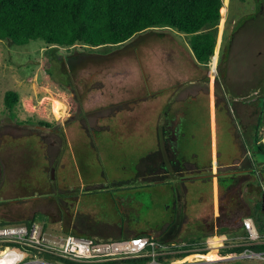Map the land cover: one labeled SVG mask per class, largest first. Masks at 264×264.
<instances>
[{"label": "flooded vegetation", "instance_id": "1", "mask_svg": "<svg viewBox=\"0 0 264 264\" xmlns=\"http://www.w3.org/2000/svg\"><path fill=\"white\" fill-rule=\"evenodd\" d=\"M224 1L221 54L254 36L263 38L264 0H221V3ZM121 84L114 83L104 92L107 94L104 103L88 106L84 97L90 86L79 81L73 90L72 105L65 107L66 111L72 106L71 117L65 123L22 125L27 128V135L35 137L32 141L41 162H37L38 167L27 169L15 186L23 191L52 192L46 197L53 196L70 209L76 206L78 217H86L103 230L114 229L122 238L135 233L157 240L177 221L181 222L180 231L191 221L194 232H201L203 225L210 224L207 218L214 217L213 177L218 184V200L240 183L234 170L217 169L215 173L210 170L208 109L196 110L194 115L182 107L174 111L165 109L157 120L144 127L138 125L133 135L128 134L122 123ZM51 135L58 137L63 146L49 163L46 139ZM145 138L153 140V144H144ZM52 142L54 145L57 141ZM189 211L195 214L193 219ZM202 216L206 217L204 221L200 219ZM153 217L159 221L151 228L149 222L155 221ZM145 221L148 226H144Z\"/></svg>", "mask_w": 264, "mask_h": 264}, {"label": "rangeland", "instance_id": "2", "mask_svg": "<svg viewBox=\"0 0 264 264\" xmlns=\"http://www.w3.org/2000/svg\"><path fill=\"white\" fill-rule=\"evenodd\" d=\"M224 3L226 2L224 1ZM222 11V14L219 11L220 20L217 25L215 55L213 54L214 56H212L208 65L204 67L208 73L209 83L208 86L204 82L201 84L203 91L209 90L207 97L210 132L214 125L215 109L213 101H215L214 106H216V102L220 104L224 97L219 88H215V97L213 94V89L216 87L213 84V79L217 75L219 58H217L216 52L226 18L225 7L222 8ZM252 38L253 36L251 35L250 39ZM185 42L184 37L173 36L171 32L163 29L148 30L134 36L123 44L97 49H86L78 44L69 49L62 47L53 48L47 46L42 40H32L24 45H16L7 40L0 41V222L20 225L26 221H34L44 225L53 233H86L95 240H118L122 238L114 229L103 230L98 228L97 224L87 220L86 217H78L75 211L76 206L70 209L68 205L59 203L53 196L46 197V195L54 194L52 192L17 189L15 184L23 179L24 172L29 168L38 167L39 164L37 162L41 159L40 153L37 152L36 146L33 145L34 142L32 140L35 137L27 135L28 130H25L27 128H22V125L28 124V120L37 121L41 119L48 121L52 125L65 123L68 117H71L72 106L70 110L66 111L65 107H67V104L72 105L73 90L79 81L84 82L86 86H90L89 94L84 97V102L89 104L104 103L107 98V94H104V92L111 88L110 86L114 83L117 85L122 83V93L132 92L138 95L139 93H145L146 89L154 87L152 78L156 77V75L165 78L166 73L170 72V70L172 72V67L168 63V49L172 43L177 49L182 46L179 51L182 52ZM181 55H178L177 52L174 53V57H180ZM220 55L221 48L219 51ZM175 65L177 64L175 63ZM158 69L163 73V76L157 74ZM90 83L92 84L90 85ZM161 83L164 84V80ZM164 87L166 88V85ZM6 91H14L18 95V102L11 112L6 111L3 104V96ZM126 96L122 95L124 98ZM254 98L256 99V97ZM125 99H127V102L122 104V109L124 108L122 123L128 131L127 133L133 135L140 121H133L137 112L134 107L131 108L130 106V101L132 100L128 96ZM242 100H247V98L245 97ZM254 104L255 102L252 103L253 106ZM149 123H151L150 120L147 123L142 122L141 125L144 127ZM221 138L222 136L220 135L218 153L220 152V154L228 157L226 152H224L225 146L221 145ZM148 139L145 138L143 143L149 144ZM53 140L57 142L51 145ZM59 140L58 137L56 138L53 135L46 139L49 163L56 158L63 146V142ZM211 159L214 163L215 154L212 152V148ZM261 159L263 158L256 157V160ZM216 171L217 168L213 164V173ZM212 189L213 214L216 218L218 215V195L215 177L212 179ZM242 196L244 201H246V197L247 199L252 197L257 200L261 199L258 195H252L245 189L242 191ZM192 212L189 211L191 219L195 216ZM154 218L152 220L155 221L149 222L151 228L159 221ZM215 218H207L206 222L210 224L201 227L204 230L201 232H206L208 237L214 235L217 231V223L213 220ZM200 219L204 221L206 217L202 216ZM144 226H148L147 221H145ZM180 228L181 222L177 221L175 225L169 227L168 233L164 234L163 237L155 236L158 242L166 245L188 243L187 238L194 236L187 234L185 237L181 236L183 238L177 237ZM182 228L181 233L186 231L189 233V230L185 229L186 224ZM193 228L191 227L190 230L192 233L194 232ZM231 233L233 235L230 233L226 234L229 242H222L215 249L219 259L211 261L214 259L212 256L207 260H198L196 257L194 259L186 258V260L189 262H203L201 264H264L263 261L256 259L234 258V255L238 253L221 255L227 249V246L234 244V241H230L229 237L240 235L241 230ZM125 236L122 239L137 237L135 233Z\"/></svg>", "mask_w": 264, "mask_h": 264}, {"label": "trees", "instance_id": "3", "mask_svg": "<svg viewBox=\"0 0 264 264\" xmlns=\"http://www.w3.org/2000/svg\"><path fill=\"white\" fill-rule=\"evenodd\" d=\"M221 7V0H0V41L7 40L16 45H24L32 40H42L47 46L53 48L69 49L78 44L86 49H97L120 45L145 31L164 28L186 35L196 62L207 66L215 55L217 25L220 12L223 13ZM227 61V55L223 52L217 62L215 80L217 89V85L225 84ZM17 102L16 92L4 93L3 104L6 111L11 112ZM263 106V104L256 106L258 114ZM215 107L217 165L218 167L227 166L226 169H219V171L234 170L236 171L234 174L240 180V183L234 184L232 191H227L225 198L219 200V216L216 218L217 232L227 234L239 231L241 220L251 217L258 231L264 233V211L261 210V199L264 195V144L260 142L264 134V131H260L262 117L258 115L256 119L252 141L248 144L236 142L235 146L239 154L236 157H227L218 153L220 135L222 136L221 145L225 146L224 152L227 154V147L233 146L232 143L227 142V137L235 139L233 137L237 135V120L232 111L233 106L231 108L230 101L224 97L220 104L216 102ZM27 122L47 124L42 119ZM206 135L208 138V128ZM247 150L249 157H243L241 160L243 152ZM257 156L263 159L256 160ZM237 162L240 163L239 169L232 166ZM206 184L211 193L210 181ZM244 189L252 195H258L261 199L246 197L244 201L242 196ZM208 204L211 206L210 200ZM209 205L207 207H210ZM5 225L10 224L0 222V226ZM189 225L193 226L191 221L186 223L185 228L189 230V233L186 231L178 237H185L187 234L194 236L187 238L188 243L202 241L208 237L206 232L192 233ZM74 235L91 237L86 233ZM140 236L145 235H137V237ZM250 249L260 251L264 249V246L256 245ZM243 250L244 247L227 248L221 255L240 253ZM187 256V258L195 256L198 260H205L212 257L213 252L203 251ZM45 259L54 264H89L63 262L47 255ZM147 260V258L127 259L103 264H145Z\"/></svg>", "mask_w": 264, "mask_h": 264}, {"label": "crops", "instance_id": "4", "mask_svg": "<svg viewBox=\"0 0 264 264\" xmlns=\"http://www.w3.org/2000/svg\"><path fill=\"white\" fill-rule=\"evenodd\" d=\"M225 7V16H226V6L225 3H222V8ZM221 8V9H222ZM159 29H153L156 31ZM162 30V29H161ZM173 36L184 37L186 44L183 46V49L180 51L176 48L175 45H171L168 49L169 65L172 67V72L165 74V78L156 77L152 78V84L154 87L152 89H146L145 93L134 94L132 92L120 93L122 104L127 102V96L130 98L131 108L134 107L136 110L134 122L140 121L138 125H141L142 122L147 123L150 121H155L158 119L163 112V110H178L181 107L185 110L188 109L193 113H197L196 110L203 108L202 111L205 112L208 109V97L209 90L206 89L203 91L201 89V84L204 82L208 86V73L204 65L199 64L194 59V56L188 45V37L186 35L175 32L171 29H164ZM146 32V31H145ZM222 35V31H221ZM258 36V35H257ZM221 37V36H220ZM262 37V36H261ZM220 43L216 52L217 58L219 57ZM182 54L180 57H174V53ZM227 55V74L225 78V84L218 85V88L221 90V94L224 98L231 103V108L233 113L236 116L237 126L236 131L237 135L230 139L227 136V142L233 144L232 147H227L228 156H237L239 150L236 148V142L238 141L241 144H248L252 141L254 136V127L258 115L262 117V122L260 125V131H264V106L262 107L260 113L256 111V106L258 104L264 105V36L263 38H257L254 36L252 40L246 42H240L232 45L230 52H224ZM217 61V60H216ZM177 64L174 66V64ZM168 65V64H167ZM179 70V71H178ZM154 72V69H153ZM157 73V72H155ZM163 76L158 69V73ZM217 75L214 76L213 84L215 86V80ZM164 80V84L161 83ZM166 85V88L164 87ZM165 88V89H164ZM215 88L213 89V94L215 97ZM225 88V91H224ZM111 89V88H110ZM144 91V90H143ZM127 94V96H126ZM122 95L126 96L125 98ZM228 95V96H227ZM247 100H242L243 98ZM256 97V99L254 98ZM120 99V100H121ZM119 100V101H120ZM255 102L254 106L252 103ZM249 103H251L249 105ZM88 106L89 103H86ZM215 101H213V107L215 109ZM252 105V106H251ZM213 128L210 132V143L212 139V152L215 154V161H217V150H216V135H215V121L213 122ZM137 125V126H138ZM211 129V127H210ZM212 133V135H211ZM149 144L152 145L153 140L150 138ZM155 144V141H154ZM152 148V147H151ZM246 153V155H245ZM249 157V151L243 152L241 160L243 157ZM212 162V159H211ZM239 169L240 163L237 162L236 165H232ZM210 169L213 173V164ZM217 169H226V165L218 167L217 163L215 165ZM263 186V185H261ZM218 189V186H217ZM218 215H219V200H218ZM211 211V209H210ZM212 213H213V203H212ZM214 216V214H213ZM218 217V216H217ZM216 217V218H217ZM215 218V217H213ZM216 218L214 219L216 221ZM246 218V217H245ZM251 218V217H248ZM252 219V218H251ZM253 220V219H252ZM254 222V220H253ZM255 224V223H254ZM216 233H218L216 231ZM233 235L232 233H230ZM226 235V234H225Z\"/></svg>", "mask_w": 264, "mask_h": 264}, {"label": "built area", "instance_id": "5", "mask_svg": "<svg viewBox=\"0 0 264 264\" xmlns=\"http://www.w3.org/2000/svg\"><path fill=\"white\" fill-rule=\"evenodd\" d=\"M260 142L264 144V134ZM241 234L230 236L234 244L227 248L244 247L234 258L256 259L264 262V233H260L251 218L241 220ZM229 242L225 234L214 233L194 243L164 244L148 236L118 240H95L71 233H53L34 221L29 224L0 226V264H54L45 259L51 256L71 263L103 264L127 259L147 258L145 264H201L189 262V254L213 248V240ZM235 254V253H234Z\"/></svg>", "mask_w": 264, "mask_h": 264}, {"label": "bare ground", "instance_id": "6", "mask_svg": "<svg viewBox=\"0 0 264 264\" xmlns=\"http://www.w3.org/2000/svg\"><path fill=\"white\" fill-rule=\"evenodd\" d=\"M213 248H217V247H219V245H220V242L218 241V240H213ZM210 252H213V257H214V259H212L211 261H215V260H217V259H219L218 258V256L219 255H217L216 254V252H215V249H213V250H211ZM215 255V256H214ZM195 258V256H193V257H190V258H187V259H194ZM208 259V258H207ZM207 259H205V260H207Z\"/></svg>", "mask_w": 264, "mask_h": 264}, {"label": "water", "instance_id": "7", "mask_svg": "<svg viewBox=\"0 0 264 264\" xmlns=\"http://www.w3.org/2000/svg\"><path fill=\"white\" fill-rule=\"evenodd\" d=\"M216 162H217V161H215L214 163L211 162V166H212V164L216 165ZM211 168H212V167H211ZM217 186H218V184H217ZM261 210L264 211V195L262 196V199H261ZM206 262H207V261H206ZM202 263H203V262H202Z\"/></svg>", "mask_w": 264, "mask_h": 264}]
</instances>
